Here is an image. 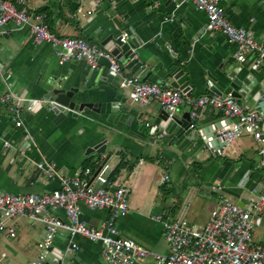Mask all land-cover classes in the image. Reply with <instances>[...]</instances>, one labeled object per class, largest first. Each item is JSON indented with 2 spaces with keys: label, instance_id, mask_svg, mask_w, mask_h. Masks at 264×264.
Segmentation results:
<instances>
[{
  "label": "crops",
  "instance_id": "0c3cea01",
  "mask_svg": "<svg viewBox=\"0 0 264 264\" xmlns=\"http://www.w3.org/2000/svg\"><path fill=\"white\" fill-rule=\"evenodd\" d=\"M25 3L29 12L47 15L49 28L57 36H81L109 52L114 49L111 38L129 33L136 49L131 56L121 54L119 58L125 76L142 80V68L161 63L183 71L191 89L188 99L214 95L210 85L220 92L244 87L241 104L258 111L264 97V61L255 71L251 68L253 56L243 63L236 62L232 58L234 47L221 34L206 30V16L188 0ZM221 6L234 27L246 29L255 40L264 43V0H222ZM100 65L99 71H91L83 63L58 65L49 45L34 44L25 31L11 24L0 28V97L6 92L2 77H7L8 88L26 100L40 99L51 85L60 83L64 88L77 89L84 96L83 102L95 105L93 110L86 109L58 125L53 124L52 117L23 108V127L17 129L0 103L1 193H49L59 188V178L72 176L87 163L95 165L106 159L114 170L122 162L125 166L114 180L127 184L131 191L129 212L117 222V228L123 237L146 249L167 254L157 217L184 218L195 224L207 218L218 197L243 206L264 191V179L256 169L258 146L249 136L223 148L218 156L203 144L205 132L215 127L220 131L229 125L221 113L201 111L196 129L170 144L178 126L171 122L166 126L167 136L159 138L153 128L159 106L131 105L127 91L108 79L105 63ZM188 111L183 103L175 119L181 121ZM103 141V155L86 154ZM5 143L10 147H5ZM40 161L54 164L57 176L48 179L38 173L36 163ZM166 170L171 181L162 186L160 178ZM59 217L64 219L61 213ZM106 217L107 212L82 207L81 219L89 227L102 229ZM11 224L16 227V237L0 240V264H33L37 255H43L37 249L44 235L43 226L31 224L26 217H17ZM253 241L264 246V220L257 222ZM69 243L70 237L58 232L55 253L60 255ZM72 243L78 250L67 255L63 264H107L99 244L81 237H74Z\"/></svg>",
  "mask_w": 264,
  "mask_h": 264
},
{
  "label": "built area",
  "instance_id": "2783aa9c",
  "mask_svg": "<svg viewBox=\"0 0 264 264\" xmlns=\"http://www.w3.org/2000/svg\"><path fill=\"white\" fill-rule=\"evenodd\" d=\"M188 1L206 16L207 31L221 34L234 47L232 58L236 62L243 63L253 56L251 68L253 71L259 68L264 61V43L255 40L246 29L234 27L228 21L221 6L222 0ZM9 24L25 31L34 44L49 45L58 65L83 63L91 71H99L101 62L105 63L108 79L127 91L131 105L148 107L157 104L167 120L173 121L178 108L185 103L189 107L190 132L196 129L201 111L211 109L221 113L229 121V125L219 131V137L225 143L224 149L242 136H249L258 146L256 169L264 179V113L250 111L231 93L185 99L181 92L169 86L160 87L155 83L142 82L136 76H125L119 58L81 36L60 37L52 33L47 15L29 12L25 0H17L16 3L0 0V28ZM118 38L124 44L130 35L123 32ZM2 80L6 92L1 95L0 103L8 110L13 126L22 128L26 99L8 88L7 77H2ZM166 136V127L159 128L158 137ZM5 147L10 145L5 143ZM36 169L48 179L57 176L54 164L40 161L36 163ZM112 171V165L103 159L94 169L83 168L72 176L59 178V188L49 193L13 195L0 192V240L15 238L16 227L11 221L26 217L31 224L43 226L44 235L37 249L52 255L54 264L63 262L67 255L78 250L72 243L74 237L99 244L107 264H264V246L253 241L257 222L264 214V191L253 194L255 199L243 206L218 197L207 218L195 224L184 218L157 217L168 250L167 254H161L123 237L119 232L117 222L129 212L131 190L127 184L111 179ZM170 181L166 170L161 175L160 185H168ZM214 190L220 191V188L215 187ZM82 207L107 212L102 229L89 227L82 221ZM59 213L64 219L59 217ZM58 232L70 237V243L60 255L54 249ZM45 262V256L39 255L33 264Z\"/></svg>",
  "mask_w": 264,
  "mask_h": 264
},
{
  "label": "water",
  "instance_id": "95a60500",
  "mask_svg": "<svg viewBox=\"0 0 264 264\" xmlns=\"http://www.w3.org/2000/svg\"><path fill=\"white\" fill-rule=\"evenodd\" d=\"M111 41L114 44V49L111 51L113 56L120 58L121 54L131 56L136 46L132 40H129L126 43H121L119 38L113 39ZM148 67L142 68L145 75L142 82L155 83L160 87L169 86L175 90L181 92L185 98L191 96V89L187 84V77L183 71L171 67H163L161 63L153 64L149 63ZM102 83L105 79H100ZM242 90L244 87H241ZM210 90L214 95L222 96L228 93H231L232 96L236 98H241L244 96L242 90L234 91L232 88L226 89L224 92L217 91L214 87L210 85ZM84 96L77 89H67L60 83L51 85V88L40 99H27L24 102L25 110L30 111L32 114L42 113L45 116L52 117V122L54 125H58L63 121H66L70 118H75L82 114L86 109L93 110L95 105L88 104L83 102ZM261 113H264V97L259 101L258 108L256 109ZM146 113H149L147 111ZM143 113L137 117V120H140L143 116ZM147 119V118H146ZM145 120V118H144ZM173 122L178 126L177 131L174 133L171 138L170 144L172 142H177L182 140L183 136L188 134V125H189V116H184L181 121L174 119L173 121H168L165 114L159 110L158 116L154 121V129L158 131L159 128H165L167 125ZM202 142L207 149L211 151L215 156H218L222 153V149L225 147V143L219 137L218 128L215 127L211 131H207L203 134ZM106 151V142L103 141L95 145L92 149H89L86 154L95 152L96 154L103 155ZM261 220H264V214L261 216ZM45 264V263H43ZM49 264V263H46ZM51 264H54L52 262ZM63 264V262L57 263Z\"/></svg>",
  "mask_w": 264,
  "mask_h": 264
},
{
  "label": "trees",
  "instance_id": "16d2710c",
  "mask_svg": "<svg viewBox=\"0 0 264 264\" xmlns=\"http://www.w3.org/2000/svg\"><path fill=\"white\" fill-rule=\"evenodd\" d=\"M99 162L95 163V165L91 164V163H87L86 166L84 168H88L90 167L91 169H94ZM125 164H123L122 162L119 163V165L113 170V172L111 173L110 177L111 179H114V177L116 176V174H118L120 172V170L122 168H124Z\"/></svg>",
  "mask_w": 264,
  "mask_h": 264
},
{
  "label": "rangeland",
  "instance_id": "374dc122",
  "mask_svg": "<svg viewBox=\"0 0 264 264\" xmlns=\"http://www.w3.org/2000/svg\"><path fill=\"white\" fill-rule=\"evenodd\" d=\"M257 231H258V228L256 229ZM166 245V244H165ZM43 255L45 256V258H46V262H45V264L46 263H49V264H51L52 262H51V257L50 256H48V254L47 253H43ZM37 258H38V255H37V257L35 258V260H34V262L37 260ZM146 264H153V263H151V262H148V263H146Z\"/></svg>",
  "mask_w": 264,
  "mask_h": 264
}]
</instances>
